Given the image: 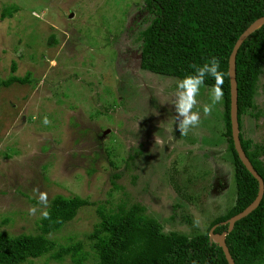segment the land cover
Segmentation results:
<instances>
[{
  "label": "rangeland",
  "instance_id": "1",
  "mask_svg": "<svg viewBox=\"0 0 264 264\" xmlns=\"http://www.w3.org/2000/svg\"><path fill=\"white\" fill-rule=\"evenodd\" d=\"M143 1L0 0V80L31 73L29 83L0 85L1 232H37L40 213L28 214L40 207L33 188L49 202L56 194L94 202L50 235L88 251L99 204L139 202L164 231L191 235L233 203L222 103L204 116L211 87L203 86L199 127L187 136L175 129L180 79L139 67ZM10 4L18 11L2 16ZM254 101V112L263 111L264 66ZM241 121L243 137L264 144V116ZM47 256L21 264L69 262Z\"/></svg>",
  "mask_w": 264,
  "mask_h": 264
},
{
  "label": "trees",
  "instance_id": "2",
  "mask_svg": "<svg viewBox=\"0 0 264 264\" xmlns=\"http://www.w3.org/2000/svg\"><path fill=\"white\" fill-rule=\"evenodd\" d=\"M18 6L10 4L2 9V16L10 17ZM142 19L147 25L139 32V67L152 73L182 79L193 73L192 65H202L212 56L220 60L225 72L222 101L223 133L231 156L235 198L221 214L213 217L204 231L191 235L177 230L164 231L158 219L139 202L125 208H96L97 222L86 236L90 250L81 241L57 245L52 233L62 228L83 206L91 205L79 195L56 194L50 200V218H40L36 233L11 235L0 231V264H21L48 254L47 258L65 264H228L222 248L209 239L214 233L227 231L222 224L242 211L256 197L258 182L240 161L231 136L229 117L228 57L239 35L254 20L264 14V0H144ZM264 66V23L253 30L240 44L235 59L237 82V113L241 146L264 181V144L243 137L241 116L258 118L264 110L256 109L255 95L258 79ZM16 70V62H11ZM31 73L10 75L0 85L13 82L29 83ZM214 80L207 78L211 87ZM135 151L128 163L135 159ZM176 206V205H175ZM190 222L186 218V222ZM225 242L235 264H264V194L259 205L246 216L236 220L226 232ZM48 262L44 263L47 264Z\"/></svg>",
  "mask_w": 264,
  "mask_h": 264
},
{
  "label": "clouds",
  "instance_id": "3",
  "mask_svg": "<svg viewBox=\"0 0 264 264\" xmlns=\"http://www.w3.org/2000/svg\"><path fill=\"white\" fill-rule=\"evenodd\" d=\"M192 68L194 69L193 73H189L178 80L177 90L172 101L175 110V129H178L182 136H187L192 129L199 127L201 123V110H197L199 103L197 97L200 95L201 88L205 85L207 78L213 79L214 84L210 88L209 102L201 106L203 115H211L214 107L222 103L224 97L223 84L226 73L221 71L220 60L217 57L212 56L199 66L193 64ZM33 193L34 199L37 200L40 207L38 208L35 204L30 205L28 214L34 216L39 211L40 218L49 219L50 203L47 192L33 188Z\"/></svg>",
  "mask_w": 264,
  "mask_h": 264
},
{
  "label": "water",
  "instance_id": "4",
  "mask_svg": "<svg viewBox=\"0 0 264 264\" xmlns=\"http://www.w3.org/2000/svg\"><path fill=\"white\" fill-rule=\"evenodd\" d=\"M70 16H72V13H70ZM263 23H264V14L261 17L257 18L256 20H254L247 28L244 29V31L239 35V37L235 41L234 46L228 57V77H229V95H230L229 117H230V128H231V136L233 139V146L242 164L258 182V191L256 197L252 200V202H250L242 211L222 222V224H228L227 231L218 234L213 232L216 225L210 228L209 239L212 242H216L222 248V251L224 253V256L228 264H235V263L231 257V254L229 253L228 247L225 242L226 232L232 229L234 222L236 220L246 216L248 213L254 210L259 205L262 196L264 194V181L261 175L253 167L249 158L246 156L241 146V142L239 138L240 129H239L238 113H237V109H238L237 82H236V69H235L236 53L240 44L253 30L260 27Z\"/></svg>",
  "mask_w": 264,
  "mask_h": 264
}]
</instances>
